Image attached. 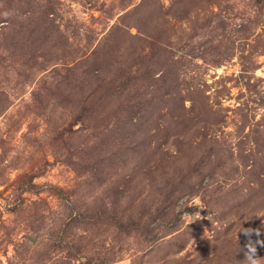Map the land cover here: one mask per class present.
I'll use <instances>...</instances> for the list:
<instances>
[{
	"label": "rangeland",
	"instance_id": "1",
	"mask_svg": "<svg viewBox=\"0 0 264 264\" xmlns=\"http://www.w3.org/2000/svg\"><path fill=\"white\" fill-rule=\"evenodd\" d=\"M60 1L57 36L25 58L0 50V264H239L249 249L264 259V230L235 251L246 225L264 228V163H253L264 154V0H157L156 42L183 66L186 118L162 109L125 129L109 112L88 120L59 106L53 88L141 0ZM147 128L148 145L137 136ZM210 146L227 163L221 188L254 187L246 208L214 198L201 168Z\"/></svg>",
	"mask_w": 264,
	"mask_h": 264
},
{
	"label": "trees",
	"instance_id": "2",
	"mask_svg": "<svg viewBox=\"0 0 264 264\" xmlns=\"http://www.w3.org/2000/svg\"><path fill=\"white\" fill-rule=\"evenodd\" d=\"M0 2L2 3L0 5V50L9 53L10 56L25 58L30 54L28 50L36 46L38 40H48L49 36L59 32V26H53L51 20L53 21L57 13L60 0H0ZM134 2L135 0H120V7L126 9ZM159 7L161 6L158 1L157 7V0H141L121 14L103 36L101 42L92 50L90 56L77 63V67L71 68L66 79H59L53 88L55 103L69 107V110H76L77 113L78 111L84 112L88 120L97 117L102 112H109V115L113 114L117 117V122L123 129L133 125L141 128L148 125L149 118L146 119L145 115L162 109L169 111L174 109L175 122L183 124L186 118L185 102L187 100L182 89L184 81L181 79V69L183 66L174 58L173 51L164 49L156 42L159 37L155 31V21L159 15ZM132 27H135L137 32H132L130 29ZM61 75L63 74L58 72V78ZM5 99L7 95L0 92V110L5 106L3 104ZM205 105L208 108V104ZM189 110L196 112L193 118L195 120L197 111L194 100ZM199 120L200 118L196 122ZM57 130L59 132V129ZM146 132L147 134L143 133L142 137L138 132L137 136L144 138L148 145L149 140L154 138V134H151L149 128ZM203 138L207 139L210 144L217 142V139L208 131L203 132ZM211 138L214 140L210 142ZM257 138L255 136L256 142L259 143ZM176 139L181 147L183 139L178 137ZM210 147L202 156L201 168L203 175L209 176L212 182H215L217 181H214L217 169H226L227 163L223 161L222 150L218 148L216 150L214 146ZM97 148L93 147L89 150ZM261 150H264V145ZM255 157L253 163H264V154L263 157H257L255 154ZM101 164L97 162V166ZM234 170L239 171L240 169L235 165ZM224 173H226L225 170L223 176ZM262 181L264 184V176H262L261 183ZM218 183L219 181L213 187L214 194L216 193L214 198L225 201V209L232 206L231 209L242 210L240 207L243 204L246 208L255 192L250 183L235 184L228 189L221 188L222 184ZM262 188L264 190V186ZM57 189L64 192L60 187ZM217 192L220 193L217 194ZM258 197H264V191H260ZM228 198L233 199L227 200ZM220 213V211L217 212L216 220L220 219ZM120 222L123 227L124 222ZM140 222L141 220H133L130 223L140 225ZM121 226L119 225L120 228ZM229 228H232V225ZM262 230L264 228L258 226L257 222L246 225L239 237L241 238L239 244L236 239L235 251H240L246 242L258 237ZM259 248L261 247L256 249ZM239 257H228L229 263L237 264ZM220 262L215 264H220ZM239 264H246V261H240Z\"/></svg>",
	"mask_w": 264,
	"mask_h": 264
},
{
	"label": "clouds",
	"instance_id": "3",
	"mask_svg": "<svg viewBox=\"0 0 264 264\" xmlns=\"http://www.w3.org/2000/svg\"><path fill=\"white\" fill-rule=\"evenodd\" d=\"M246 264H264V259L260 258L253 249L245 255Z\"/></svg>",
	"mask_w": 264,
	"mask_h": 264
}]
</instances>
